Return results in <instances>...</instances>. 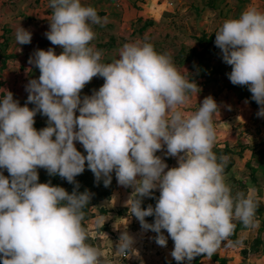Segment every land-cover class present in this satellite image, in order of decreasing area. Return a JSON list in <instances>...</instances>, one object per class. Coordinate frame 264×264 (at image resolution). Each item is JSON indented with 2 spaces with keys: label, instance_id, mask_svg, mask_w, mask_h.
<instances>
[{
  "label": "clouds",
  "instance_id": "9594fccd",
  "mask_svg": "<svg viewBox=\"0 0 264 264\" xmlns=\"http://www.w3.org/2000/svg\"><path fill=\"white\" fill-rule=\"evenodd\" d=\"M49 8L45 36L63 51L37 49L29 58L40 75L26 85L24 106L8 90L0 99V169L9 173L0 172L2 264H107L101 250L87 243L83 224L92 194L79 192L75 178L86 162L105 187L114 172L119 185L134 190L126 207L143 230L157 233V245L166 247L172 239L177 264L211 257L222 242L230 244L234 221L258 227L256 191L233 193L225 177L228 157L213 151L214 117L220 113L216 100L205 97L195 112L185 111L201 89L177 70L169 54L135 41L125 43L117 59L102 63V51L92 44V25H103L107 17L81 0H49ZM15 40L30 44L32 32L20 25ZM215 46L231 66L230 82L248 87L260 106L257 116L264 117V11L249 7L225 20L215 33ZM97 76L103 85L81 98ZM37 113L47 117L40 130L34 127ZM165 146L178 166L169 168L156 155ZM39 168L74 184L73 192L40 183ZM157 189L155 207H142ZM134 243L123 231L115 249L127 254Z\"/></svg>",
  "mask_w": 264,
  "mask_h": 264
},
{
  "label": "crops",
  "instance_id": "0c3cea01",
  "mask_svg": "<svg viewBox=\"0 0 264 264\" xmlns=\"http://www.w3.org/2000/svg\"><path fill=\"white\" fill-rule=\"evenodd\" d=\"M81 2L94 7L101 18L107 17L103 25H92L96 33L92 44L102 51V63L117 59L125 43L144 41L146 38L138 34L136 28L146 22L154 25L148 37H154L158 41L166 33L170 43L166 53L176 60L181 55L189 54L187 44L193 41L189 36L191 30L193 35L202 31L209 33L214 29L218 31L225 20L238 18L246 8L255 7L264 11V0H81ZM217 11L219 20L215 18L212 21V12ZM51 12L49 0H0V51L3 46L7 48V53L4 51L1 54L7 58V68L2 75L7 79L8 86L25 89L29 80L38 79L39 69L29 64V58L37 49L54 48L57 55L63 51L59 46L52 45L45 36L49 30ZM20 25L32 32L30 44L16 43L15 30ZM159 27L162 33L157 31ZM177 27H182L181 31H177ZM4 29H9L10 34L4 35L2 31ZM213 42L215 45V38ZM176 45H180L178 51L173 47ZM230 72L231 66L225 65L220 73L213 75V78L202 79L199 84L201 91L197 98L193 95L190 104L184 106V110L195 112L198 105L208 96H212L218 103L220 113L214 117L217 142L213 151L218 157L227 156V163L232 164L225 177L226 183L232 186L233 193L239 191V188H243L245 193L250 189L256 191L259 201L256 220L259 226L256 228L241 226L239 229L238 222H234L237 231L236 235L229 237L231 243L222 242L211 257L206 255L202 257L201 264H218L213 256L225 259L228 264H264V117L257 116L260 106L251 99L252 94L248 87L235 86L230 82L227 75ZM103 83L102 77H94L82 90L81 98L85 96L84 91L99 89ZM156 155L160 156L169 168L178 166L177 158L166 155V146ZM133 191L131 187L116 190L102 202L101 207L105 209V213L98 221V223L103 221L100 237L94 234L96 228L92 229V225L90 227V224H93L90 220L86 228L87 243L101 250L107 264H168L171 261L177 264L171 256L174 248L172 239L168 237L166 247L157 245L155 242L157 233L143 230L139 221L129 212L126 201L131 195L134 198ZM153 193L159 196L158 189ZM157 200L152 196L145 197L142 207L147 208L149 204L155 207ZM113 215L121 216L124 220L121 225L116 224V230L113 223L112 228L109 226L108 229L105 224L111 219L107 216ZM145 219L148 223L154 222V217ZM123 231H127L135 240L133 251L126 259H122V253L115 249ZM162 231L167 237L166 230ZM104 235L107 238H104ZM256 236H261L260 249L253 252L251 249ZM184 264H187V261Z\"/></svg>",
  "mask_w": 264,
  "mask_h": 264
},
{
  "label": "rangeland",
  "instance_id": "374dc122",
  "mask_svg": "<svg viewBox=\"0 0 264 264\" xmlns=\"http://www.w3.org/2000/svg\"><path fill=\"white\" fill-rule=\"evenodd\" d=\"M258 1V0H257ZM212 21H214L215 18L219 20V12H212ZM154 29V25L150 22H146L144 24L139 25L136 28V32L142 36H144V41L151 43L154 46V49L156 52L165 54L169 50V42H168V36L165 35L164 37H160L162 39H159L157 41L154 37H148V33ZM160 27L158 28V32L162 33L161 30L159 31ZM182 27H177V31H181ZM4 35H9V29L2 30ZM217 29H214V31L206 33L205 31H202L201 33H196L193 35V30H191V33L189 36L192 37L193 41H190L187 44V49L189 50V54H185L184 56H180L179 59H172L173 63L176 68H179L178 71H180L182 74H184L186 77H189L193 79L197 85L199 86L200 81L206 77L213 78V75H217L220 73V70L225 67V64L222 61L221 51L219 48H217L213 42L215 38V33ZM186 34H189L186 32ZM6 43H8V37L6 38ZM8 45V44H7ZM175 48V51H178V48H180V45L173 46ZM7 53V48L5 49L4 46L1 48L0 51V99L6 95L7 90L11 91L13 93L14 99L18 100L21 106H24V104L27 101L28 92L23 87H11L7 85V79H4V76L2 73L7 68V58L2 56V52ZM167 54V53H166ZM225 64V65H224ZM223 67V68H222ZM95 90H98L95 88L92 91H84L83 93L85 95L91 96ZM88 93V94H87ZM29 108L35 107L33 104H28ZM76 115H79V112L77 111ZM47 126V117L41 115L40 113H37L35 116V124L34 127L37 130H40ZM54 138V137H53ZM76 148L78 151H80L82 154L86 155L82 144L79 142H76ZM0 172H2L6 177L9 176V173L6 169H0ZM39 176H50L46 169L39 168L38 169ZM76 182L79 184V188L77 189L79 192H84L85 190H88L92 194V198L90 200V204L88 207L84 209L85 212V218L83 221L84 227L88 228V225L90 224L89 221L93 224H90V227L92 225V229H95L94 234L100 237V231L102 229L103 221L101 223H98L99 220L102 219V214H104V208H102V202L106 199H102L109 195L112 191L113 192L121 191L125 187L118 184L115 173H112V181L111 184L107 187L104 186L103 180H100L99 182L96 181L94 174L87 168V165L85 166V171L78 175L75 178ZM53 186H60L65 188L69 193H72L75 185L72 183H68L65 179L61 178L60 176L57 177V179L51 183ZM239 191H244L243 188H239ZM108 213V212H107ZM108 215V214H107ZM109 219L108 223H105L107 226V229L109 226L112 228L113 226L116 230V224L121 225V223L124 221L121 216H115L112 217L107 216ZM96 221V222H95ZM112 221V222H111ZM238 222L239 229L241 226H243L239 221ZM105 234V233H104ZM114 233H110V235H113ZM102 235V234H101ZM104 238H107L106 235L103 236ZM254 242H253V248L251 249L253 252H257L260 249V238L261 236H256ZM240 238V236H239ZM243 239V236L241 235V240ZM246 250V249H245ZM245 251H243V254ZM214 258V256H213ZM0 264H2V260H0Z\"/></svg>",
  "mask_w": 264,
  "mask_h": 264
},
{
  "label": "trees",
  "instance_id": "16d2710c",
  "mask_svg": "<svg viewBox=\"0 0 264 264\" xmlns=\"http://www.w3.org/2000/svg\"><path fill=\"white\" fill-rule=\"evenodd\" d=\"M228 153V152H227ZM86 165H87V162H86ZM231 162H228L227 163V165H226V168H225V173H227L229 170H230V168H231ZM59 175H55V176H39V182L40 183H53L56 179H57V177H58ZM111 193H112V191H111ZM109 194V195H107L106 197H104V198H102V199H107V198H109L112 194ZM158 195L156 194V193H153V195H152V198H154V199H158ZM236 231L237 230H235L234 231V234L232 235V236H234V235H236ZM231 237V236H230ZM202 257H203V255H201V256H197L192 262H191V264H201V259H202ZM214 260L216 261V262H218V264H228L227 263V261L225 260V259H220V258H218L217 256H214ZM168 264H175V262H173V261H171L170 263H168ZM187 264H188V262H187Z\"/></svg>",
  "mask_w": 264,
  "mask_h": 264
},
{
  "label": "built area",
  "instance_id": "2783aa9c",
  "mask_svg": "<svg viewBox=\"0 0 264 264\" xmlns=\"http://www.w3.org/2000/svg\"><path fill=\"white\" fill-rule=\"evenodd\" d=\"M132 251H133V249L130 252H128L127 254H122V259L128 258V256L132 253Z\"/></svg>",
  "mask_w": 264,
  "mask_h": 264
}]
</instances>
